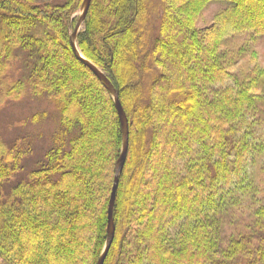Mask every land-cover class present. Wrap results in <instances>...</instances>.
Segmentation results:
<instances>
[{
	"label": "trees",
	"instance_id": "16d2710c",
	"mask_svg": "<svg viewBox=\"0 0 264 264\" xmlns=\"http://www.w3.org/2000/svg\"><path fill=\"white\" fill-rule=\"evenodd\" d=\"M160 2L156 26L151 0H92L76 40L129 120L104 264H264V66L237 71L246 44H230L264 37V0ZM83 4L0 0V117L29 91L61 123L37 158L29 135H0V264H97L106 246L123 131L71 46Z\"/></svg>",
	"mask_w": 264,
	"mask_h": 264
},
{
	"label": "rangeland",
	"instance_id": "374dc122",
	"mask_svg": "<svg viewBox=\"0 0 264 264\" xmlns=\"http://www.w3.org/2000/svg\"><path fill=\"white\" fill-rule=\"evenodd\" d=\"M154 8V18H156L160 11V0H151ZM227 5L224 1H216L211 3L201 13L197 25L202 26L212 22L215 13L219 12L224 6ZM82 8L79 11L81 14ZM157 14V15H156ZM245 34V33H244ZM235 35L230 39V44H246V54L235 66L237 71L246 72L255 68L256 66H264V37H257L249 40L248 35ZM226 46V45H225ZM229 46V44H228ZM16 77H23V67L20 63L11 65ZM46 111L47 117L40 116L36 122L28 121L23 125H15L16 121L31 119L38 112ZM60 103L55 99H50L47 96L41 98L33 97L29 91H24L22 97L18 100L10 102L5 106L0 117V135L5 139H13L16 136H27L26 144L31 143L33 147V154L36 158L40 153L46 151L52 144V138L56 132L60 131ZM36 134V136H35ZM262 166V165H261ZM259 174L258 182L264 188V171L259 167L257 168Z\"/></svg>",
	"mask_w": 264,
	"mask_h": 264
},
{
	"label": "water",
	"instance_id": "95a60500",
	"mask_svg": "<svg viewBox=\"0 0 264 264\" xmlns=\"http://www.w3.org/2000/svg\"><path fill=\"white\" fill-rule=\"evenodd\" d=\"M92 0H84V4L82 7L81 14L79 16V20L76 24V27L71 34V46L75 52V54L89 67L91 70L103 81V83L106 85L108 90L112 93L115 103H116V108L120 117L121 125H122V131H123V149L121 152V155L117 161L116 164V174L114 177V182H113V188L110 196V201H109V214H108V237L106 241V246L103 250L102 255L100 256L97 264H104L107 254L110 250V247L112 245L114 235H115V224H114V207L116 203V197H117V189H118V184H119V176L120 173L123 170L126 157L128 154V149H129V120L128 116L126 114V111L121 103L120 96L118 90L115 88L114 84L110 81V79L105 75V73L90 59L85 57L82 52L79 50L77 46V36L80 32V29L82 28L84 21L87 17L90 4Z\"/></svg>",
	"mask_w": 264,
	"mask_h": 264
}]
</instances>
